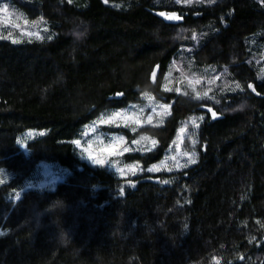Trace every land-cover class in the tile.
<instances>
[{
	"label": "trees",
	"instance_id": "obj_1",
	"mask_svg": "<svg viewBox=\"0 0 264 264\" xmlns=\"http://www.w3.org/2000/svg\"><path fill=\"white\" fill-rule=\"evenodd\" d=\"M0 9L52 34L0 39V264H264V0ZM145 92L169 114L104 132L132 169L86 158L89 126ZM42 163L63 180L24 189Z\"/></svg>",
	"mask_w": 264,
	"mask_h": 264
},
{
	"label": "rangeland",
	"instance_id": "obj_2",
	"mask_svg": "<svg viewBox=\"0 0 264 264\" xmlns=\"http://www.w3.org/2000/svg\"><path fill=\"white\" fill-rule=\"evenodd\" d=\"M3 11L2 19L0 20V35L8 36L11 33L9 40H19L22 42L27 38H35L32 34L35 33L40 38L48 39L52 34L49 32L48 27L42 23V21H33L25 16V13L12 9ZM38 22V23H34ZM47 29V31H45ZM194 77L199 75L193 74ZM151 96V93H143V107L134 108L128 110H119L110 113L109 115L98 120L85 131L82 140L76 142L77 146L82 149L84 156L93 162H99L102 164H109L108 161H112L109 167L117 171L120 175H125L132 168L125 164L118 163V156L124 149L122 148L121 140L114 136H110L107 127L124 125L129 126L132 124L142 125L148 122V118L154 113L163 111L159 105V100H153L150 102L147 96ZM146 109H152L151 112L145 115ZM119 113V116L116 114ZM110 117H115L111 122ZM104 127V128H103ZM106 128V129H105ZM33 131H27L23 136L24 140H28L33 137ZM23 144V143H22ZM24 146V145H22ZM1 182L6 181L9 178L8 173L1 172ZM64 167L59 166L57 163H42L41 168L35 173L34 178L25 185L24 189L28 188H45L51 185L52 182L55 184L64 178ZM51 183V184H50ZM54 186V185H53ZM21 191V190H20ZM18 191V193H20Z\"/></svg>",
	"mask_w": 264,
	"mask_h": 264
},
{
	"label": "snow or ice",
	"instance_id": "obj_3",
	"mask_svg": "<svg viewBox=\"0 0 264 264\" xmlns=\"http://www.w3.org/2000/svg\"><path fill=\"white\" fill-rule=\"evenodd\" d=\"M105 2L107 3V0H105ZM177 2H179V0H177ZM186 2L191 3V0H186ZM0 10H3V11H5V12L7 11L6 9H0ZM161 15H163V13H162ZM167 18H168V19H178V17H175L174 15H173V16H168ZM34 23H38V22H34ZM45 31H47V29H45ZM32 35L35 36L36 39H39V38H40V37H39L38 35H36L35 33H33ZM10 36H11V33H9L8 36L0 35V39H9ZM48 38L50 39L51 37H48ZM12 42H13V43H19L20 41H19V40H12ZM30 42H31V41H30ZM198 82H199V81H197V83H198ZM237 87H239V85H237ZM248 87H252V85H248ZM145 95L147 96V94H145ZM204 95L206 96L207 93H204ZM196 98L199 99L200 97L197 96ZM147 99H148L150 102L152 101V97H151V96H147ZM159 107L163 110L161 113H159L161 116H163V115H165V114H169L168 111H167V108H168L167 105H159ZM209 111H211V109H209ZM119 115H120L119 113L116 114V116H119ZM212 115H213V118H216V113H215V112H213ZM113 119H115V117H110L108 122H111ZM151 119H152V118L149 117V118H148V122H151ZM199 119H203V117H200ZM162 122H163V121L161 120V123H162ZM191 123L193 124L194 127H199V125L196 124L195 120H192ZM181 132H183V129H181ZM147 139H148L147 137H141V140H147ZM150 143H151L153 146H155L156 141L153 140V141H151ZM195 162H196V161H195L194 158H190V159H189V163L194 164ZM148 170H149V171H152L153 169H148ZM164 183H168V181H164ZM0 235H3V233H0Z\"/></svg>",
	"mask_w": 264,
	"mask_h": 264
}]
</instances>
